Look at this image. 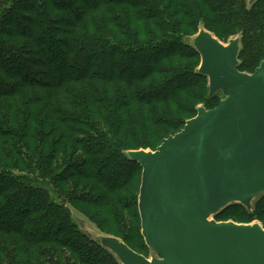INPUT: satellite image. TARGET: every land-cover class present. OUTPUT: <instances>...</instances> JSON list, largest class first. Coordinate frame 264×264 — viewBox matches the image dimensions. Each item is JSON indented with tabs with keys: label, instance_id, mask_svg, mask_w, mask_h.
<instances>
[{
	"label": "trees",
	"instance_id": "obj_1",
	"mask_svg": "<svg viewBox=\"0 0 264 264\" xmlns=\"http://www.w3.org/2000/svg\"><path fill=\"white\" fill-rule=\"evenodd\" d=\"M200 28L239 38L242 72L264 57V0H0V264H121L71 208L142 254L127 152L222 99L186 41ZM229 216L264 228V193Z\"/></svg>",
	"mask_w": 264,
	"mask_h": 264
},
{
	"label": "water",
	"instance_id": "obj_2",
	"mask_svg": "<svg viewBox=\"0 0 264 264\" xmlns=\"http://www.w3.org/2000/svg\"><path fill=\"white\" fill-rule=\"evenodd\" d=\"M191 43L209 96L221 92L222 99L211 109L198 106L154 151L127 152L142 169L141 235L155 256L112 235L96 241L121 264H264L259 222L212 218L231 203L251 208L264 193V57L247 73L237 68L238 37L223 43L200 28Z\"/></svg>",
	"mask_w": 264,
	"mask_h": 264
},
{
	"label": "rangeland",
	"instance_id": "obj_3",
	"mask_svg": "<svg viewBox=\"0 0 264 264\" xmlns=\"http://www.w3.org/2000/svg\"><path fill=\"white\" fill-rule=\"evenodd\" d=\"M191 40H192V37L186 38L187 42H191ZM200 106H204V105L202 104ZM171 135H173V134H171ZM146 150H151V149H146ZM253 202H254V200H253ZM71 214H72V217H73L74 221L78 224L79 228L82 229L84 232H86L92 239L101 240L102 237L106 236V234L103 233L102 231H100L99 229H97L96 226L89 219H87L85 216H83L81 213H79L78 211L74 210L73 208H71ZM223 221H233V222H236V223H244V222H239V221H237L236 219H234L233 217H230V216H229L228 219L223 220ZM219 222H221V221H219ZM254 222H256V221L254 220ZM141 252H142V255L144 254V256L149 258V259H151V258H153L155 256L154 252L151 251L147 247ZM139 254H141V253H139Z\"/></svg>",
	"mask_w": 264,
	"mask_h": 264
}]
</instances>
